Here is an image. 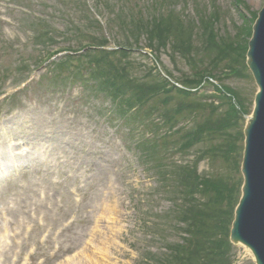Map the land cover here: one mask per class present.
<instances>
[{"label":"rangeland","instance_id":"1","mask_svg":"<svg viewBox=\"0 0 264 264\" xmlns=\"http://www.w3.org/2000/svg\"><path fill=\"white\" fill-rule=\"evenodd\" d=\"M67 1L66 8L63 0H0V173L4 174L0 175V250L2 245L6 247L3 264H89L79 257L87 249L97 253L105 249L111 264H156L154 258L169 254L165 244L173 240H160L154 225L173 205L158 186V176L145 158L149 147L141 148L146 135L144 125H130L111 113L117 106L92 88L95 81L88 87L80 84L69 74H73L70 67L61 66V57H51L58 48L80 47L79 39L69 32L71 21L86 22L87 8L92 16L99 17L97 0H84L86 8H74L72 4L77 1ZM263 7L264 0H179L174 9L187 23L198 26L194 38L203 51V43L209 45L203 36L207 22L216 27V34L234 36L245 25H254ZM210 11L215 13L213 17ZM101 14L104 31L89 30L88 37H110L109 14L105 10ZM42 16L49 18L60 33L53 37V45L47 40L39 44L34 38L32 21H48ZM202 57L198 56V60ZM161 60L160 69L171 72L174 79L180 80L190 72L184 62L172 63L168 53ZM143 64L155 65L153 60H143ZM28 67L34 71V78L23 85ZM249 74V78L225 77L223 83L243 95L252 114L258 87L250 71ZM208 89L207 100L219 106L221 101L214 97L212 88ZM193 121L185 119L182 126L193 127ZM243 155L244 150L242 159ZM195 158L192 153L188 160ZM217 168L227 172L223 165ZM241 168L242 165L238 199L244 182ZM210 169L208 160L200 164V172ZM2 208L6 209L5 217ZM48 236L52 244L42 246ZM182 238L183 234H177L174 242ZM231 255L233 264H255L245 246L233 245ZM49 256L53 258L48 260Z\"/></svg>","mask_w":264,"mask_h":264},{"label":"trees","instance_id":"2","mask_svg":"<svg viewBox=\"0 0 264 264\" xmlns=\"http://www.w3.org/2000/svg\"><path fill=\"white\" fill-rule=\"evenodd\" d=\"M63 1L67 8L69 2ZM75 1L74 8H86L84 0ZM140 2L97 0L95 10L99 17L103 18L102 10L109 14L110 37L103 34L99 38L88 37L89 30L103 32L104 27L87 8L86 22L75 20L68 24L80 47L58 48L60 52H68L59 61L61 66L72 69L73 74H69L80 84L88 87V83L95 81L92 88L117 106L111 113L130 125H144L146 135L141 148L149 147L145 158L158 176V186L173 205L154 225L160 240L165 243L170 237L173 240L165 244L169 254L154 258L156 264H233L229 238L240 201L237 188L245 117L251 111L243 95L223 80L235 76L249 78L246 65L249 44L244 36L249 38L250 30L238 29L234 36L216 34V27L207 22L203 36L209 45L204 42L205 49L201 51L194 38L198 26L187 23L174 9L179 0H151L144 5ZM25 8L32 11L28 6ZM210 14L215 15L213 11ZM43 18L49 22L36 19L31 30L39 44L47 40L53 45V37L60 33L49 18ZM112 43L116 49L107 50ZM85 46L86 54L71 55ZM167 53L172 63L184 62L189 74L177 80L165 69L143 64V60L150 62L152 58L162 67V55ZM198 56L203 57L198 60ZM82 75L86 78L81 79ZM208 88L221 101L219 106L207 100ZM188 118L194 120L193 127L186 129L182 123ZM192 153L196 158L189 161ZM206 160L211 169L202 173L199 167ZM218 165L225 166L227 172L221 173ZM177 234L184 237L179 243L174 242Z\"/></svg>","mask_w":264,"mask_h":264},{"label":"water","instance_id":"3","mask_svg":"<svg viewBox=\"0 0 264 264\" xmlns=\"http://www.w3.org/2000/svg\"><path fill=\"white\" fill-rule=\"evenodd\" d=\"M253 29L247 66L259 90L253 114L247 117L242 164L244 185L230 239L232 244L250 249L256 264H264V8Z\"/></svg>","mask_w":264,"mask_h":264},{"label":"bare ground","instance_id":"4","mask_svg":"<svg viewBox=\"0 0 264 264\" xmlns=\"http://www.w3.org/2000/svg\"><path fill=\"white\" fill-rule=\"evenodd\" d=\"M258 14H260V12ZM258 17H259V15H258ZM256 21H255L254 25L250 24L251 27L250 26L247 27L246 25L244 26V28L245 29H249L250 30L249 32L251 33V36L249 38L246 37V35L244 36L245 39L246 38L248 39V44H250V42H251V40L253 38V34H254V29L253 28H254V26L256 24ZM248 51H249V45H248ZM251 75L253 76L252 73H251ZM253 78H254V76H253ZM254 109H255V105H254ZM2 172L4 173V171H2ZM0 175H2V174L0 173ZM102 211H104L103 208H102ZM1 214H2L3 217L6 216V209L5 208H2ZM103 214H104V212H103ZM48 244H52L51 236H48L46 241L42 242L41 245L44 246V245H48ZM98 251H99L98 253L97 252H91L89 249H87L86 252L83 251L81 253L82 256H79V257H81L80 260H85L86 259V263L88 262L89 264H111L110 261H109V256L107 254V251L105 249H99ZM91 254H94V256H92ZM5 256H6V247L4 245H2V249L0 250V258H1L0 259V263L1 264H3V259L5 258ZM51 258H53V257L49 256L47 259L50 260Z\"/></svg>","mask_w":264,"mask_h":264}]
</instances>
